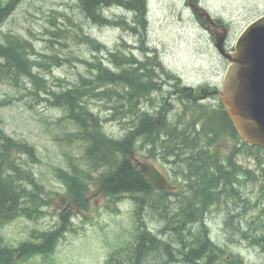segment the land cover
<instances>
[{"label":"trees","instance_id":"obj_1","mask_svg":"<svg viewBox=\"0 0 264 264\" xmlns=\"http://www.w3.org/2000/svg\"><path fill=\"white\" fill-rule=\"evenodd\" d=\"M79 16L89 19L93 24L102 26H112L115 20L110 19L107 11L111 9H125L130 20L124 19L122 26L127 30L134 32L139 40L144 41L146 24L148 18L147 0H75ZM139 1V2H138ZM16 2L21 0H12L5 6L0 2V26L4 23L5 17L11 13ZM144 11V12H143ZM83 17H82V16ZM75 30V32H73ZM67 32L59 41L64 39H73V37L84 36L86 42L93 49H105L101 43L91 39L80 26ZM80 31L81 33H78ZM7 37V47H0L1 55L8 60V74L15 83L19 76V69L22 68V62L16 58L18 49L28 51L30 44L20 38L12 39ZM9 45V46H8ZM143 54L142 58L127 55L123 50H107L109 59L107 65L102 61L89 62L79 59L86 65L88 73L79 76L80 81L70 87L61 88L58 92L52 90L51 103L66 108L65 118L71 120L79 128V140L86 142L84 148L85 157L88 159L90 168L102 166L105 168L99 179L105 185L104 195L109 197H118L127 193L135 203L136 211L134 214L138 217L136 221L135 246L125 256L126 264H244L234 253H228L216 241H213L209 235V230L205 224L206 213L209 212L210 205H221L232 203V208L236 209V199L220 195V189H223L231 177L227 172L224 173L218 165L207 166L202 170L201 176H195L194 183L189 188L180 191L177 194H171L164 191H155L146 180L133 168L130 160L126 157L125 148L132 149L127 145L128 136L137 140H147L154 144L156 138L153 130L156 128L157 135L161 133L163 127L169 128L164 133L175 129L170 125H157L156 114L148 110L138 111L131 117L132 127L128 128V135H125L121 141H109L104 136L99 126V119L92 110L87 107L88 99L98 98V103L102 101L111 103L112 110L115 112L116 120L128 123L125 114L128 111L137 110L136 100L138 98H147L151 89L158 81L165 80L164 75L159 74L162 71L158 69L157 64L144 50L137 49ZM98 51V50H96ZM119 59H116V57ZM52 60H58V56L52 54ZM50 65H47L49 69ZM135 69V70H134ZM152 71L155 73L152 74ZM159 72V73H158ZM30 73V72H29ZM32 82L37 91L32 93L37 96L38 90H49L47 80L30 73ZM23 77V76H22ZM109 86H105L106 84ZM176 83V82H175ZM148 85V86H147ZM154 108V107H152ZM129 127V126H128ZM227 130H230V124L227 120ZM155 133V131H154ZM171 132L168 135H172ZM170 141V140H168ZM141 142V141H140ZM242 145V149L252 151ZM194 143H190V148ZM155 147L152 148L154 151ZM189 150V149H186ZM165 152L164 159L173 158V149L168 142L163 147ZM185 158L183 163H188L189 171L201 168L197 162L191 160L198 154L187 155L190 152L183 153ZM25 155L31 163H38L36 150L26 142L9 137L0 130V231L2 227L19 216L30 220L37 219L42 215L41 207L48 204L44 198L45 190L37 182L33 172L25 170L19 163L20 158ZM204 157L206 155H203ZM85 158V159H86ZM199 158V157H198ZM200 159V158H199ZM197 160V159H195ZM201 160V159H200ZM207 161V158L205 160ZM75 170L72 166L71 171ZM218 170L220 179L213 177ZM187 170V169H186ZM61 176V171H59ZM75 173V172H74ZM247 175L248 172L244 171ZM71 187L72 196L77 199L82 198L86 189L84 179L76 174L63 175ZM220 180V181H219ZM191 181V180H190ZM221 185V188H218ZM214 190V191H213ZM218 191V192H217ZM214 192H217L214 194ZM225 194V190L222 191ZM249 204L248 200H244ZM226 206V205H225ZM155 214L156 220L161 225L160 230L165 231L162 235L158 228H151L146 223V218ZM227 220L235 221L234 216H227ZM67 221V218L65 219ZM164 223V225H163ZM230 228L231 224L224 226ZM257 230L250 233L251 241L257 246L264 257V224L255 225ZM236 226L234 230H236ZM36 233H32V238H36ZM161 236H160V235ZM57 230L50 233H42L38 237L39 242H22L17 248H11L5 244V240L0 232V264H18L16 255L21 254L23 259L34 257L35 255H47L53 251V248L60 237ZM168 237H165L167 236ZM177 247V248H176ZM176 248V249H175ZM225 254L229 255L227 259ZM189 255V256H188ZM191 256V257H190ZM150 261V262H151ZM118 263V261L116 262ZM112 263V264H116ZM259 264H264V260Z\"/></svg>","mask_w":264,"mask_h":264},{"label":"rangeland","instance_id":"obj_2","mask_svg":"<svg viewBox=\"0 0 264 264\" xmlns=\"http://www.w3.org/2000/svg\"><path fill=\"white\" fill-rule=\"evenodd\" d=\"M186 1L147 0L148 18L144 41L158 48V53L150 56L155 64H159L161 68H167L166 71L169 73L172 71L174 77L180 78L184 84L201 83V81L220 82L224 62L213 50L209 37L195 23L196 20L186 8ZM199 4L209 12L212 10L215 16L220 14L226 22L231 23V27H229L230 38L235 37L258 14L264 12V0H211V3L206 0H199ZM121 12L120 9H111L106 13L112 20H119L120 18L123 21L124 19L130 20L129 13L125 10L123 14ZM44 14H49V18H44ZM62 15H67L66 26L72 28L82 27L88 36L103 42L107 49L93 50L92 47L90 48L85 44L86 40L82 38L73 37L74 43H68L66 46L52 39L55 30L59 27ZM28 26L31 30L30 38L36 52L31 56L32 62L38 61L43 65H47L51 60L50 57L55 52L67 53L65 60L62 59L64 69L60 70L61 67L53 66V69L51 67L50 72L45 76L52 89H59L69 84L70 87L71 83L77 80V73L84 71L83 64L80 61L77 62V58L83 60L93 54L94 62L103 60L106 62L110 58L107 50H118L119 52L125 50V52H128L127 48L129 46L127 45H133L139 40V37L136 36L138 34L123 28V26H99L85 17L82 19L79 16L75 0H25L10 19H7L0 26V38L4 33L23 35L22 32ZM78 33L81 32L78 31ZM75 43L82 44L76 45ZM133 53H129V56L143 57L139 50ZM116 59H119V57L117 56ZM44 69L49 71L46 67ZM153 73L155 72L153 71ZM87 74L90 76L91 72H87ZM22 78L26 79V77ZM16 83L21 89H25L21 78H17ZM164 88L160 92L163 90L165 92ZM13 94L15 92L12 88L0 83V101L6 100L8 97L14 98ZM18 95H25V98L32 103V108H25L18 100L0 106L1 126L8 135L25 140L36 147L40 164L34 166L33 171L38 180L49 191L51 206L47 209V215L36 222L19 219L7 226L2 234L12 245L25 240L34 228L45 230L55 226L57 214L60 210L69 209L70 205L67 202L60 203V198L63 199L62 196L66 190L64 185H60L54 179L53 169L64 166L67 158L73 163L78 162L80 166H83L79 158L81 151L72 141L71 132L75 131V128H71L63 120H58L60 114L51 108L47 102H39L37 98L27 96L22 90ZM88 101L87 107L92 112L101 111L100 117L106 122L104 124L106 132L108 134L112 133L110 136L115 138L122 136L121 139H123L125 135H128L130 126L128 127V123L123 124L121 119L116 120V116H113L115 112L112 110L111 103L109 105L106 101L98 103L100 101L98 98L88 99ZM137 112L138 110L133 111V113L128 111L126 114L133 115ZM42 118L45 124L41 122ZM130 140H132V137H130ZM242 162H245L243 158ZM180 167L185 170L191 169L188 163H181ZM247 182L241 186V192L244 193L245 190L247 198H249L251 197L249 195L252 194L250 190L255 188L249 185L246 186ZM263 182L264 175L260 183ZM57 192L61 196L57 195ZM230 198L232 199V197ZM259 198L264 199V192L260 191ZM121 201L127 206L125 204L122 206L123 213L119 215L118 213H95L91 210L90 205L87 212L89 220L85 224V230L78 232V234H67L65 239L58 243L56 253L52 257L54 264H103L110 250L129 237L132 222L129 206L132 200L124 195L121 197ZM91 202L101 203L98 198L91 199ZM242 202L243 200L236 201L237 206L240 207ZM258 205H261V202H257L255 207H258ZM223 208V206L220 207L221 210ZM211 209V214L205 213L208 214L206 215V221L213 240L229 247L230 251L240 253L245 260L244 263L259 264L260 261L264 260L259 248L252 241H250V245L242 247L235 243L234 235H231L237 233L234 230V226L238 222L237 218H240L241 223L253 226H258L262 222L236 209L229 211L224 208L221 211L215 206H212ZM70 211L76 212V214L80 213L74 207ZM132 214L136 219L138 218L134 211H132ZM229 214H233L235 220L234 223L232 220L231 223L228 221L227 224H231L230 228L228 225L224 226ZM155 216L153 214L147 217L146 223L149 227L160 230V224L162 223L156 220ZM80 225V215H78L74 219V226L78 229ZM159 232L165 235V231H162V229ZM165 237H168V235ZM238 239L241 241V235ZM150 261L149 264L153 262ZM20 264L44 263L38 258Z\"/></svg>","mask_w":264,"mask_h":264},{"label":"water","instance_id":"obj_3","mask_svg":"<svg viewBox=\"0 0 264 264\" xmlns=\"http://www.w3.org/2000/svg\"><path fill=\"white\" fill-rule=\"evenodd\" d=\"M195 11L210 20L205 12ZM223 31L214 42L230 63L220 91L222 103L240 138L264 148V16L243 31L235 53H224ZM145 168L152 173L148 176L155 186L166 187L150 168Z\"/></svg>","mask_w":264,"mask_h":264},{"label":"bare ground","instance_id":"obj_4","mask_svg":"<svg viewBox=\"0 0 264 264\" xmlns=\"http://www.w3.org/2000/svg\"><path fill=\"white\" fill-rule=\"evenodd\" d=\"M139 2V1H138ZM151 4V3H149ZM198 6L200 8H203L202 6H200L199 2H198ZM197 6V7H198ZM204 9V8H203ZM205 11H207L205 9ZM144 12V11H143ZM209 12V11H208ZM183 13V12H182ZM214 50V49H213ZM127 55H129V53H133L135 51H137V49H134V48H130L128 47L127 48ZM134 54V53H133ZM157 54V53H156ZM109 55V54H108ZM151 55V54H150ZM131 56H134V55H131ZM136 57V56H134ZM151 57V56H150ZM137 58V57H136ZM139 59V58H138ZM158 66V69L160 71H162L161 73L159 74H162L164 75L165 73H167L168 71H166L167 68H161L159 66V64H157ZM187 68V67H186ZM135 70V69H134ZM186 70V69H185ZM152 74L153 71H152ZM168 78V80H167ZM165 82H176L175 84L178 83V86L179 88H187L188 86H195L197 85L198 83H194V84H184V82L182 80H180V78L178 77H174V74L172 71H170V73L168 72L167 73V76H165ZM206 83L208 81H201V83ZM172 83V82H171ZM199 83V84H201ZM148 86V85H147ZM164 86H166V84L163 82V81H158L157 84H155V86L151 89L150 93L148 94V97L147 98H138L136 100V103H137V110L138 111H144V110H148V112H152L154 114H156V124L157 125H160L163 124L164 126H167V125H170L171 127H175V129H173L172 131H169L168 133H164L165 131L167 132L169 130V128L167 127H163L160 129L161 133L159 135H157V132H156V128L153 130V135L155 136L154 138L155 141H154V144H150L146 141L143 142V139L141 138L140 140H137L135 139L134 137L132 136H128V140L126 141L127 142V145L130 146V148L133 149V147H140V148H144L146 149L147 152L149 153H155L157 154V159L159 161H161L167 168H170L172 173L177 176V177H188L189 180H192V177L193 179H195V176H200L198 174H195V175H191L190 172L194 173V170L192 171H189V170H185V169H181L174 166L171 161H172V158L171 159H168V160H165L164 159V156H165V152H163V147L170 141H164L165 143L161 142V139H164L165 136L167 134H170L171 132L173 131H176V128L178 127V129H180V127H182V129H189V128H192V129H196L197 126H198V122L196 121V119H194L190 124H187L185 121H184V116L189 113V112H192L193 113V110H200L203 106H197L196 102H189L187 100H185L183 103H177L176 101H169L168 105L164 104V100H165V95H163L162 99H158V95L160 93V91L164 88ZM165 89V88H164ZM172 89V88H171ZM178 104L181 106L183 105L184 106V111H180L178 110ZM163 105V109L160 110L159 109V106ZM172 106V107H170ZM154 107V108H152ZM173 108V109H172ZM203 113L207 114L206 111L202 110ZM125 119L126 121L128 122V126L132 127L133 125L131 124V117H133V115H129V114H125ZM228 117V116H227ZM177 118L180 119V122L177 123L176 120ZM229 124H231V120L229 119ZM178 125V126H177ZM129 127V128H130ZM155 131V133H154ZM130 137H132V140H130ZM141 141V142H140ZM155 147L154 151H152V148ZM170 147L171 149H173V145L172 143L170 142ZM132 149H127L125 148V152L126 151H130ZM186 152H190L189 154L187 155H196L197 152L195 150V148H191V150H186L185 152L183 153H186ZM173 155V153H172ZM182 163V162H181ZM180 163V164H181ZM177 166H180V165H177ZM235 176L234 172L233 174L231 175V177L228 179V182L227 184H225L224 188L223 189H220V195H223V196H228V197H234L237 201L238 200H243L244 201V198H247V192L244 190V193L241 192V186L242 185H245V182H247L248 180V177L247 175L241 171V174H240V177L238 179V184L234 183L233 181H231V179H233ZM214 179L217 178V179H220L218 174L215 172L214 175H213ZM220 181V180H219ZM218 188H221L220 185ZM225 190V194L222 193V191ZM214 191V190H213ZM218 192V191H217ZM217 192H214V194H216ZM126 195V194H124ZM122 195V196H124ZM121 196V197H122ZM127 196V195H126ZM225 196V197H226ZM130 197V196H128ZM130 199L132 200V198L130 197ZM133 201V200H132ZM232 211V210H231ZM232 213V212H231ZM230 217L233 216V214H229ZM236 218V217H235ZM238 222L236 223V231L238 232L239 231V226L241 223L240 221V218H237ZM236 220V221H237ZM229 220H225L224 222V225L226 223H228ZM235 221H233L234 223ZM235 227V226H234ZM243 235H241V240H243ZM177 248V247H176ZM175 248V249H176ZM189 256V255H188ZM191 257V256H190Z\"/></svg>","mask_w":264,"mask_h":264},{"label":"flooded vegetation","instance_id":"obj_5","mask_svg":"<svg viewBox=\"0 0 264 264\" xmlns=\"http://www.w3.org/2000/svg\"><path fill=\"white\" fill-rule=\"evenodd\" d=\"M168 80V78H167ZM163 81V80H162ZM164 82V81H163ZM172 82V83H171ZM164 82L166 84L165 92L164 90L159 93L158 99H162L163 95H165L164 104L168 105L169 101H176L177 103H183L185 100L189 102H196L197 106H203L200 110H193L194 114H198V118H195L198 122V126L196 129H178L176 128V131L170 136L166 135L164 139H161V142L165 143L167 140H170V142L173 145V158L171 163L180 168L182 160L185 158V155H182L181 152H185L186 149L195 148L198 156L192 158L191 160H194V162H197V165H200L201 168L195 169L194 173L190 172L191 175L203 174L202 170L205 169V167L212 165L218 167L217 160L206 152L204 149V145L212 139L224 126V121L221 118L220 114H217L214 110L211 109V102L207 98V94L211 93V82L201 83L197 84L195 86H188L187 88H179L178 83L175 84V82ZM172 88V89H171ZM163 105L159 106V109L162 110ZM172 107V106H170ZM178 110L184 111V106L178 104ZM173 109V108H172ZM202 110L206 111L207 114L203 113ZM177 123L180 122V119L177 118ZM178 126V125H177ZM231 128V127H230ZM227 136V135H226ZM216 137V136H215ZM215 137L213 139H215ZM212 139V140H213ZM166 140V141H165ZM165 141V142H164ZM190 143H194V146L190 148ZM203 155H207V161L206 158ZM201 159H199V158ZM197 159V160H195ZM180 165V166H177ZM220 170L217 169L216 173L219 176ZM232 172H234L235 176L231 181L238 184V179L240 177L241 171H239L236 168L232 169ZM220 178V177H219Z\"/></svg>","mask_w":264,"mask_h":264}]
</instances>
